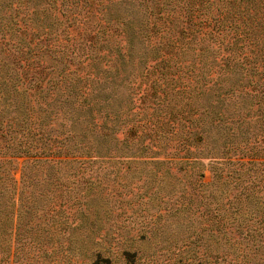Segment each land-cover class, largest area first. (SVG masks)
I'll return each instance as SVG.
<instances>
[{
    "label": "trees",
    "instance_id": "obj_1",
    "mask_svg": "<svg viewBox=\"0 0 264 264\" xmlns=\"http://www.w3.org/2000/svg\"><path fill=\"white\" fill-rule=\"evenodd\" d=\"M115 4L140 6V18ZM114 34L125 36L137 70L150 54L153 60L136 99L149 110L129 124L120 116L132 112L134 97L118 98L116 81L106 91L87 77L105 73L106 41ZM86 65L92 71L83 72ZM112 65L115 75L123 70L122 62ZM251 107L258 127L234 149L231 132L246 126ZM178 130L182 144L211 139L214 153L248 158L225 161L248 176L237 181L234 198L263 213L264 0H0V156L137 154L149 148L143 137L160 141ZM7 201L0 183V208ZM260 227L264 217L247 236L260 241Z\"/></svg>",
    "mask_w": 264,
    "mask_h": 264
},
{
    "label": "rangeland",
    "instance_id": "obj_2",
    "mask_svg": "<svg viewBox=\"0 0 264 264\" xmlns=\"http://www.w3.org/2000/svg\"><path fill=\"white\" fill-rule=\"evenodd\" d=\"M115 10L131 12L134 21L141 16L140 6L115 4ZM125 41L123 34L111 35L105 73L87 77L106 91L116 81L118 98L134 97L132 112L120 116L128 122L149 110L136 99L150 82L145 68L153 60L150 54L137 70V57H129ZM113 62L124 64L117 75ZM252 110L246 126H239L244 132H231L234 149L253 138L258 124ZM179 133L160 141L143 137L149 148L137 154L132 149L37 160L0 156V183L9 199L0 208V252L5 248L0 264H264V229L259 228L260 241L246 231L264 217V208L256 214L253 202L234 198L241 189L237 181L248 176L225 164L248 158L240 159L238 151L214 153L211 139L182 144ZM259 193L264 197V190Z\"/></svg>",
    "mask_w": 264,
    "mask_h": 264
}]
</instances>
